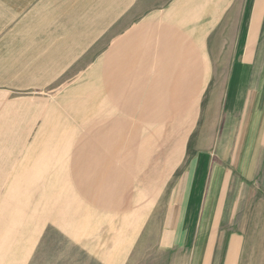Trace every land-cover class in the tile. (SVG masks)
Instances as JSON below:
<instances>
[{
    "label": "crops",
    "instance_id": "obj_1",
    "mask_svg": "<svg viewBox=\"0 0 264 264\" xmlns=\"http://www.w3.org/2000/svg\"><path fill=\"white\" fill-rule=\"evenodd\" d=\"M0 14L22 40L0 60L25 69L33 92L52 93L29 102L52 126L35 140L61 142L49 171L66 174L78 224L149 211L167 168L150 171L146 158L165 155L156 144L167 126L182 142V126L220 92L198 170L205 193L188 201L202 206L189 264H264V0H0ZM21 156L0 171H20Z\"/></svg>",
    "mask_w": 264,
    "mask_h": 264
},
{
    "label": "rangeland",
    "instance_id": "obj_2",
    "mask_svg": "<svg viewBox=\"0 0 264 264\" xmlns=\"http://www.w3.org/2000/svg\"><path fill=\"white\" fill-rule=\"evenodd\" d=\"M0 15L3 57L5 44L22 40L13 35L16 23H6ZM4 64L0 60V167L5 169L6 161L13 164L17 154L22 155L23 165L17 172L0 171V264H189L191 233L196 228L193 217L202 206L188 201H200L205 193V173L198 170L204 164V148L211 143L205 131H211L220 118L222 93H215L213 103L208 102L212 109L203 101L197 124L182 126V142L167 138L175 135L174 126H167L166 139L156 144L165 155L146 158L150 171L163 164L167 168L163 189L150 210L141 214L140 207L135 208L134 219L122 214L101 217L92 228V222L78 224L80 214L72 206L77 200L68 189L66 174L49 171L60 164L56 153L61 142L35 140L41 132L52 131V126L42 124L46 110L30 109L29 102L36 96L49 98L51 91L33 92L25 69L13 70ZM14 100L21 106L20 115L4 110L5 102ZM180 145L185 155L175 158L173 150ZM53 150L51 159L47 155ZM31 153L38 156L30 157ZM150 171L143 175L151 180L161 177L160 171ZM79 227L81 235L74 236Z\"/></svg>",
    "mask_w": 264,
    "mask_h": 264
}]
</instances>
